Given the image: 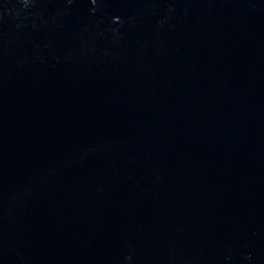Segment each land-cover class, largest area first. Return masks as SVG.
<instances>
[{"label":"water","instance_id":"water-1","mask_svg":"<svg viewBox=\"0 0 264 264\" xmlns=\"http://www.w3.org/2000/svg\"><path fill=\"white\" fill-rule=\"evenodd\" d=\"M0 264H264V0H0Z\"/></svg>","mask_w":264,"mask_h":264}]
</instances>
